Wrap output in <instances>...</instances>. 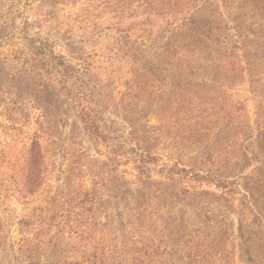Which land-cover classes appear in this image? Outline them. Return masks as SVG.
<instances>
[{
    "label": "rangeland",
    "instance_id": "rangeland-1",
    "mask_svg": "<svg viewBox=\"0 0 264 264\" xmlns=\"http://www.w3.org/2000/svg\"><path fill=\"white\" fill-rule=\"evenodd\" d=\"M0 264H264V0H0Z\"/></svg>",
    "mask_w": 264,
    "mask_h": 264
},
{
    "label": "trees",
    "instance_id": "trees-1",
    "mask_svg": "<svg viewBox=\"0 0 264 264\" xmlns=\"http://www.w3.org/2000/svg\"><path fill=\"white\" fill-rule=\"evenodd\" d=\"M219 25H221V23H219ZM236 26H238L239 29H241V30L244 29L243 27H241L242 25H238L237 24ZM225 27L227 28L228 26L225 25ZM209 37H210V40L211 41H215L214 44L216 45L217 48L215 50V55L213 56V58H214V61H217L216 64L219 66V64L226 62L225 61V57L228 55L227 53L228 52L229 53H232V51L231 50H228V48L225 46V45H227L228 40H229L228 39V36L227 35H217L216 33H214V31L212 29V33H210ZM172 46H173L172 44L166 45V47L163 49V57L168 56L169 54L171 55V53H174V52L177 53V54L178 53H181V51L177 47H173L172 48ZM200 47H201V50H202L203 57H208L209 56L208 55L209 53L207 51H205V50L202 49L203 48L202 45H200ZM234 47L243 48L242 50L244 52H248L247 51L248 48L245 46L244 41H241V40L239 41L238 40L235 43ZM186 51H187V49H185V50L182 49V53L185 54ZM205 60H207V59H205ZM62 63L64 64V62H62ZM198 64L199 63L197 62L196 64L192 65V68L193 67L194 68H197V66H201V65H198ZM66 66L68 68H73L72 65H66ZM36 151H37L38 157H40L41 156V152L38 149L37 145L35 144V146H33V148H32V153H33L34 156L36 155L35 154Z\"/></svg>",
    "mask_w": 264,
    "mask_h": 264
}]
</instances>
